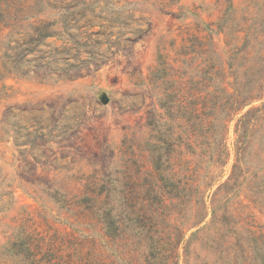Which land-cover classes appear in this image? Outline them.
<instances>
[{
  "label": "rangeland",
  "instance_id": "1",
  "mask_svg": "<svg viewBox=\"0 0 264 264\" xmlns=\"http://www.w3.org/2000/svg\"><path fill=\"white\" fill-rule=\"evenodd\" d=\"M263 41L264 0H0V264H264V123L236 133L264 100L218 141L164 145L190 170L149 179L165 90L233 92ZM159 63L182 78L158 82Z\"/></svg>",
  "mask_w": 264,
  "mask_h": 264
},
{
  "label": "trees",
  "instance_id": "2",
  "mask_svg": "<svg viewBox=\"0 0 264 264\" xmlns=\"http://www.w3.org/2000/svg\"><path fill=\"white\" fill-rule=\"evenodd\" d=\"M223 19L227 20L226 17H223ZM208 30L210 33L213 32L211 27H208ZM248 31L249 34H254L253 26L249 27ZM190 38L197 44H202L204 42V39L198 34L190 35L189 39ZM258 44H262V42H259ZM186 48V46L183 47V49ZM213 53L215 56L218 55L215 48H213ZM159 58L162 60L163 56L160 55ZM248 58V55L247 57H242V62L245 63L249 61ZM209 59L210 65L202 66L200 64L199 67L201 73H204L205 75L207 74L208 80H213L224 72L223 69L218 66L220 61L217 63V60L214 61V58ZM233 59L236 58H234V56L230 57L228 63L231 70L234 68ZM255 61L257 64H254L255 69L253 70V73L251 76L245 73L247 81L245 84L239 85V87L236 84L239 81V77L236 73L232 72V78L235 80L232 85L233 87H231L233 92L229 91V87L220 89L219 91L214 92V94L213 92L204 93L200 89L192 90L191 88L186 89L183 87H175L173 89L168 88L165 90L163 96L159 98V104L161 108L166 111L165 116L168 117L170 123H172L169 127L172 132L168 133L167 130L164 131L161 129L153 131L155 132L154 136L159 137L156 141L158 145L155 146L156 149H154L153 156L151 157L153 168L149 179L152 182V187L158 188L159 183L168 184L169 182L174 181L176 174L179 176V173L173 168L175 165H178L182 171L186 172L187 170H190L185 164L187 161L180 157L181 151H179V149L178 152L174 153H172V150L170 155L166 156L162 151L164 145L171 143L173 148H176L177 146L180 147L182 145H177V142H181V139L186 135H191L195 138L208 135L207 137H210V139L218 141L219 138H221V134L216 131L221 127H224L223 125H225L228 120L241 113L246 107L251 106L254 102L264 100V48L262 49L261 56L255 59ZM179 70V67H176L175 65L168 67L166 66V63H159V65L153 69L151 75H153L154 79L158 82H164L165 78L167 76L169 77L170 72H172L173 77L171 78V81H178L177 78H182L181 75H183ZM178 86H180V84H178ZM260 122L264 123V102L261 106L251 108L240 117L236 133L244 139V137L251 132V129L259 128ZM172 126L179 128V137H176L177 135H175L176 133L173 131ZM175 153L178 154V157L176 158L177 161L174 159ZM206 155L210 158V161H212L215 156L213 152L210 155ZM182 180H186V178L184 177ZM196 180L198 179L196 178ZM196 180H194V182H196ZM196 190L200 191V185ZM99 195H101V190L97 187H93L89 190V193L81 199V204L89 206L91 211H94L97 207ZM24 252H26L27 255L31 254V256H33L32 253L34 251L31 245L28 244L24 249ZM167 258L168 257H166L165 260ZM40 263L41 262L39 261L38 264Z\"/></svg>",
  "mask_w": 264,
  "mask_h": 264
}]
</instances>
